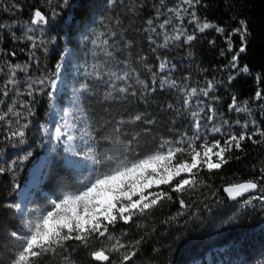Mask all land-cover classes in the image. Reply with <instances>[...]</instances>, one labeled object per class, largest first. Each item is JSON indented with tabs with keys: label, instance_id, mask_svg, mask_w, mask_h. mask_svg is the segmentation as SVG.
Returning <instances> with one entry per match:
<instances>
[{
	"label": "trees",
	"instance_id": "1",
	"mask_svg": "<svg viewBox=\"0 0 264 264\" xmlns=\"http://www.w3.org/2000/svg\"><path fill=\"white\" fill-rule=\"evenodd\" d=\"M176 2L114 0L110 5L108 0H68L65 5L63 0H0V25L4 26L0 27V70L8 65L17 64L22 68L27 65L26 71L16 69L17 74L45 80L43 97L35 99L38 103L33 119L39 123L49 117L46 78L55 73V66L67 48L78 54L84 71L82 77L88 79L80 101L82 121L86 131L96 137V140L88 137V143L102 153L113 149L115 140L123 145L133 135L137 139L132 147L140 153L154 150L162 138L178 140L182 133L191 134L194 111L200 113L201 134L220 139L222 143L227 133L250 135L257 128L264 131V98H255L257 91L264 97V0H199L180 17L182 28L175 33H183L179 40L173 39L174 34L162 35L159 25H156L158 30L152 31L154 28L147 23L156 8L175 7ZM36 9L48 17L47 24L31 23ZM193 13L196 19L212 27L199 31L192 22ZM13 21L14 30L8 28ZM241 21L247 30L246 51L239 55L234 69L230 62L242 43L239 32L234 30L240 28ZM27 27L38 28L40 32L33 34ZM217 27L223 32H217ZM85 30L108 43L95 47L89 36L83 51L78 49V38ZM187 35L196 38L185 43ZM161 61L167 63L163 70L159 68ZM245 65L249 68L247 73L240 71ZM112 72H128L129 76L117 80ZM162 78L175 81V86L162 87ZM209 82L213 87L204 96L200 90ZM121 87H126L128 92L120 93ZM192 88L197 93L185 109L183 99ZM33 96L37 93L33 92ZM233 97L237 106L246 111L229 110ZM14 102L0 88V115H4L0 120V168L4 169L0 172V264H9L17 246V241L7 234L22 232L15 210L5 207L15 200L5 159L10 156L11 147L4 142L11 136L9 123L15 122L13 115L18 107ZM10 106L12 112L8 111ZM208 106L215 110L212 122L206 119L212 114ZM135 115H140L141 120L132 122ZM120 120L124 121L122 125L117 124ZM149 120L153 123H146ZM224 121L228 124H223ZM213 125H223L222 132L212 134ZM116 127L121 128L118 136L113 131ZM35 139L37 146L31 155L32 163L42 154V137L38 131ZM253 139L261 138L257 134ZM241 147L243 151L233 149L228 154L230 159L221 169H202L198 176L202 183L198 182L194 188L170 193L172 200L138 214L128 224L117 223L110 229L114 239H93L87 248L69 242L59 253L41 258L40 264H119L126 252L134 253L127 264H188V260L226 244L230 251L221 264H264V204L252 200L240 206L239 202L247 195L230 201L223 192L226 184L258 180L264 168V143L245 140ZM86 165L75 169L51 159L39 183L45 193H36L34 204L49 208L52 200L75 191L94 171L89 161ZM253 193L260 195L258 191ZM180 200L185 202V207ZM117 239L126 246L124 249L107 252L108 262L92 260L91 251L97 247L109 249Z\"/></svg>",
	"mask_w": 264,
	"mask_h": 264
},
{
	"label": "snow or ice",
	"instance_id": "2",
	"mask_svg": "<svg viewBox=\"0 0 264 264\" xmlns=\"http://www.w3.org/2000/svg\"><path fill=\"white\" fill-rule=\"evenodd\" d=\"M68 0H63L67 5ZM163 2V0H161ZM182 4L193 7L199 0H181ZM111 5L114 0H108ZM187 11V9H177L179 11ZM171 11V10H170ZM179 18V16L177 17ZM168 21H165L167 23ZM192 22L197 24L199 31L212 27L209 23H200L197 21L195 14H192ZM32 24H47L48 17L42 13L41 10L36 9L31 19ZM149 25L152 21H147ZM0 27H4L0 25ZM163 27V25H161ZM155 31V29H152ZM217 32H223L222 28L217 27ZM234 32H239L241 36V46L239 50L232 56L231 67L237 68L238 58L241 53L246 51L244 41L246 40L247 30L244 21L240 22V28L235 29ZM115 35V33H113ZM182 32L173 37L179 40ZM196 37L194 35H187L185 43L191 42ZM31 40L32 37H29ZM168 38H165L167 44ZM107 40L101 41L98 35L92 38V44L95 47H100L101 44H107ZM111 55V53H107ZM70 55V50H65L61 54L59 61L55 66V75L58 77L66 57ZM167 67L165 61H161L159 68L163 70ZM12 75L5 82V89L8 85L15 84V69L21 71L27 70V65L23 68L20 65L10 66ZM241 72H249V68L245 65L240 68ZM98 75V73H97ZM117 80H124L129 76L128 72L117 74L111 73ZM155 75V74H154ZM234 79V77H230ZM155 82V81H154ZM40 85L45 84L44 79L33 82ZM143 83V82H141ZM175 81H168L166 78L160 80L163 87L165 84L175 86ZM48 84L50 91L48 92L51 98L57 89L55 79H49ZM33 85H29L31 89ZM147 88V85H144ZM213 87L209 82L206 88L200 91L204 96L209 95V89ZM86 89V85H81V91ZM120 93L128 92L126 87L119 88ZM197 93L196 88H192L185 93L183 105L185 109L188 108L190 98ZM7 95V91L4 93ZM32 91L28 92L31 96ZM135 95V93H133ZM255 98L260 99L262 93L257 91ZM23 107V105H22ZM169 108L172 105H168ZM229 110L246 111L237 106L236 97L232 98V103L229 104ZM9 112L13 111L10 106ZM31 109H29V113ZM208 112L212 113L206 117L207 121L212 122L215 117V110L208 106ZM6 115V114H5ZM70 113L64 112V122L58 125L54 132L51 133V139L60 141L63 139L66 147L65 151L71 152L74 157H80L84 161H89L93 166V173L85 177L80 184V187L75 191L65 192L62 197L52 200L47 211L32 210L28 214V218L23 221L24 231H10L7 235L17 241V246L14 254L11 256L9 264H40L41 258L48 254H57L63 250L69 242H77L85 248L89 246V242L93 239L107 238L114 239L111 235L110 229L117 223L122 222L128 224L133 221V218L138 214H143L148 210L156 207L159 203L165 200H172L173 196L170 193H183L188 189L194 188L199 182L198 176L202 169L208 171L218 170L228 163L233 149L243 151L241 144L245 140L252 141L253 144L264 143V131L257 128L256 132L248 135L245 132L239 134L227 133L223 139L210 138L208 134H201V118L200 113L192 112L191 116L193 123L191 125V134L182 133L178 140L161 139V142L147 153H140L133 149L132 144L136 141L137 136L133 135L126 144L121 145L119 140H115V147L108 152H100L91 143L85 144L81 150L73 151L72 142L76 139L73 128L74 124L67 119ZM4 119V115H0V120ZM132 122L140 121L141 116L135 115L131 118ZM123 120L117 122L122 125ZM146 123L151 124L153 121L149 120ZM239 123V121H237ZM223 124H228L224 121ZM27 125H24L26 127ZM221 126L213 125L210 129L212 134L221 133ZM244 127H247L245 125ZM114 133L118 136L121 128H114ZM260 136V140L253 139L255 135ZM25 136L23 128L11 132L10 138H22ZM90 137L91 140H96L91 133L85 131L81 139ZM109 143H113L112 140ZM31 156L27 153L22 159L26 160ZM239 159V157H236ZM75 163V162H73ZM87 167L86 164L80 165ZM4 169L0 168V172ZM264 168H261V175L258 180H249L243 183H233L223 189L229 198L236 199L242 197L246 193L252 191L260 192L258 196H250L249 199L242 202V206H246L252 200H259L264 204ZM161 186H164L163 188ZM167 189V190H166ZM182 207L186 204L180 200ZM8 209L16 211L21 210L20 204H7ZM138 243V242H137ZM126 246L116 240V243L109 249L101 248L100 250H93L90 256L94 261L108 262L110 256L107 252H118ZM134 253L126 252L120 257L119 264H127Z\"/></svg>",
	"mask_w": 264,
	"mask_h": 264
},
{
	"label": "rangeland",
	"instance_id": "3",
	"mask_svg": "<svg viewBox=\"0 0 264 264\" xmlns=\"http://www.w3.org/2000/svg\"><path fill=\"white\" fill-rule=\"evenodd\" d=\"M178 8L188 9L189 7L186 4H182L181 0H177L175 7H166L164 9L162 7L156 8L155 11L152 13V24L149 26L153 27L154 29H157L156 25H159L161 29L160 33L162 35H176L175 33H177L182 28L179 23V19L186 12L183 10L177 12ZM178 16L179 18H177ZM166 19H171V21H168ZM157 21H161L160 23L162 24H159ZM164 21L168 22L165 23ZM197 21L200 23V25L205 23L202 20L197 19ZM14 24L15 21H13L12 24H9L8 28L14 30ZM161 25H163V27H161ZM27 30L33 32V34H36V32H40V29L38 28L33 29L31 27H27ZM90 33V30L89 32H87V30L81 32L78 38L80 44V48L78 49L83 51L85 39L87 37L89 38V36L90 38H93L94 35L92 36ZM159 35L160 34L158 32V36ZM67 50H70V55H68L65 61L63 62L59 76L57 77L54 73L53 75H50L48 76V78H46V84L49 91L51 89L48 84V80L59 79L57 93L54 92L51 98L48 96L49 117L46 119V121L38 123L33 119L35 117V107L38 103V101L37 103H35V99H41L44 93V85H40L38 83L34 84L33 82L39 81L40 79L34 80L29 75L23 77L20 74H17V71L15 69V84L8 85L7 89H5V82L12 75V69L10 68V65H8L3 66L4 69L0 70V80L3 81L2 85H0L1 91L3 90V95L5 91H7L8 97H11V99L15 101L14 106L18 107V110L15 111L13 115L15 118V122H13V124L9 123V126H11L10 131L12 132L17 129L23 128V131L25 132V136L22 138L23 142H21V138H9L4 141L11 147V150L8 152L10 156H7L5 159L8 160V172L11 176L14 185V204H20V202L18 201L17 192L28 181V175L31 170L37 166L38 173L31 187L28 190L24 202L20 204L21 210H15V214L21 224V231H24V219L28 218V214L31 213L32 210H48V208H43L42 206L39 207L37 206V204H34L36 193H45V191L39 186V183L45 173V169L47 167L48 162L51 159H58L62 164L75 169H81L82 167L80 165H84L87 163V161H84L82 158L74 157L71 152L65 151L66 145L63 139L60 141L51 139V133L54 132L55 128L58 125L63 124L64 112L67 111L70 113L67 119L70 123L75 125V127L73 128V133L76 139L72 142V150H81L85 147L86 142L88 143V137L81 139L83 133L86 131V128L83 125V111L80 106L81 97L84 93V90H80L81 85H86L87 87L88 79L86 78V76L82 77L84 71H82V65L80 64L81 60L79 56H77L78 54H76L73 50L69 48H67ZM85 75H89V73L86 72ZM137 80L139 81V79H136V81ZM29 85H33V87L30 89ZM29 91H32V93H37V96H33V94L29 96ZM29 109H31L30 113ZM24 125L27 126L24 127ZM36 131H38L39 135H41L42 137V144L40 147L42 154L35 161L36 163H32L31 156H29L26 160H23L22 158L29 152L32 155L34 149H36ZM0 161H2V158L0 159ZM250 196H257V194L251 193L247 195L246 197L241 199L239 205L242 206V202L244 200L249 199ZM97 249L99 250L101 249V247H97L96 250ZM228 251H230L228 244L218 246L213 252H206L201 255L202 257H196V259L193 258L188 260V264H221L222 259L226 256V253H228Z\"/></svg>",
	"mask_w": 264,
	"mask_h": 264
},
{
	"label": "bare ground",
	"instance_id": "4",
	"mask_svg": "<svg viewBox=\"0 0 264 264\" xmlns=\"http://www.w3.org/2000/svg\"><path fill=\"white\" fill-rule=\"evenodd\" d=\"M56 83H57V89L55 90V93H57V91H58L59 79L56 80ZM37 175H38V173H37V166H36L29 173L28 179H27L28 181L17 192V197H18V201L20 202V204H22L24 202V200L27 196L28 190L31 187V185H32V183L35 180Z\"/></svg>",
	"mask_w": 264,
	"mask_h": 264
},
{
	"label": "water",
	"instance_id": "5",
	"mask_svg": "<svg viewBox=\"0 0 264 264\" xmlns=\"http://www.w3.org/2000/svg\"><path fill=\"white\" fill-rule=\"evenodd\" d=\"M246 181H249V180H242V181H238V182H235V183H243V182H246ZM231 184H233V183H229V184L224 185L223 189H224L225 187L231 185ZM254 191H255V190H254ZM254 191H252V192H250V193H246V194H244L243 196H245V195H249V194L253 193ZM223 192H224V191H223ZM224 194L227 196V198H228L230 201H234V200H237V199L241 198V197H237L236 199H232V198H229V197H228L227 193L224 192ZM243 196H242V197H243ZM99 262H104V261H99Z\"/></svg>",
	"mask_w": 264,
	"mask_h": 264
}]
</instances>
